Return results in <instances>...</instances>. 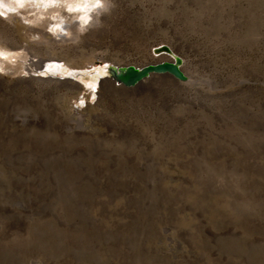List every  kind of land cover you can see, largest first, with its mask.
Here are the masks:
<instances>
[{
	"label": "rangeland",
	"instance_id": "rangeland-1",
	"mask_svg": "<svg viewBox=\"0 0 264 264\" xmlns=\"http://www.w3.org/2000/svg\"><path fill=\"white\" fill-rule=\"evenodd\" d=\"M103 1L43 44L0 17L46 62L0 74V264H264V0ZM162 45L187 82L108 77Z\"/></svg>",
	"mask_w": 264,
	"mask_h": 264
},
{
	"label": "bare ground",
	"instance_id": "bare-ground-1",
	"mask_svg": "<svg viewBox=\"0 0 264 264\" xmlns=\"http://www.w3.org/2000/svg\"><path fill=\"white\" fill-rule=\"evenodd\" d=\"M103 2V0H0V17L10 22L17 18L23 20L27 27V34L38 37V43L43 44L75 38L88 18L95 15L96 7ZM160 53H165L170 58L172 56L177 58L165 45L155 49L154 54ZM42 62L40 59L29 56L23 47L9 50L0 46V74L22 70H27L29 73L35 70L34 66L38 68ZM44 63L46 62L42 64L44 65ZM52 66L57 71L65 68L64 65L58 63L52 64ZM70 74L75 75L71 72ZM65 75H61L59 78H63ZM187 81L188 77L185 82Z\"/></svg>",
	"mask_w": 264,
	"mask_h": 264
},
{
	"label": "water",
	"instance_id": "water-1",
	"mask_svg": "<svg viewBox=\"0 0 264 264\" xmlns=\"http://www.w3.org/2000/svg\"><path fill=\"white\" fill-rule=\"evenodd\" d=\"M181 63L182 61L178 56L177 58L172 56L169 60L148 63L140 67L134 65L109 66L107 67V73L108 77L116 84L124 87H133L143 79L154 74H166L180 82H185L187 75L183 72Z\"/></svg>",
	"mask_w": 264,
	"mask_h": 264
}]
</instances>
